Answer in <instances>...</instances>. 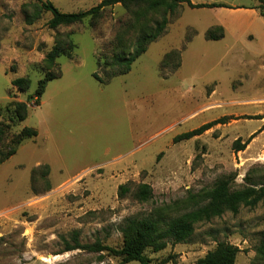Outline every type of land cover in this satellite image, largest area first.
Masks as SVG:
<instances>
[{"label":"rangeland","instance_id":"obj_1","mask_svg":"<svg viewBox=\"0 0 264 264\" xmlns=\"http://www.w3.org/2000/svg\"><path fill=\"white\" fill-rule=\"evenodd\" d=\"M45 1L77 13L102 0H0V105H28L27 119L11 126L8 139L25 127L38 132L0 164V264H124L107 251L67 249L76 240L119 248L130 219L177 216L203 203L223 177L233 178V189L264 183V2L191 0L226 7H178L131 71L101 85L93 77L97 62L133 52L140 24L117 4L99 19L50 29ZM164 15L150 12L144 28L153 30ZM219 26L223 39L207 40V30ZM68 41L72 58L48 65L47 53ZM174 50L182 62L173 72L177 60L161 64ZM58 71L38 104L29 98ZM20 77L31 82L25 92L12 86ZM224 117L231 118L173 142ZM253 135L245 150H234L236 140ZM126 183L149 184L153 198L119 197ZM220 241L241 250L237 264H264V202L201 223L188 242L146 255L150 264L169 257L166 264H196Z\"/></svg>","mask_w":264,"mask_h":264},{"label":"trees","instance_id":"obj_2","mask_svg":"<svg viewBox=\"0 0 264 264\" xmlns=\"http://www.w3.org/2000/svg\"><path fill=\"white\" fill-rule=\"evenodd\" d=\"M261 4L264 0H258ZM120 4L136 23H139L140 29L136 37V44L133 52L124 53L116 51L111 57H105L104 62H97L98 71L93 77L101 85H107L112 79L128 74L134 62L144 54L148 46L161 38L169 24L167 15H173L178 7L187 5L189 8H214L226 7L222 4H206L193 3L191 0H102L98 5L77 13H64L56 8L52 2L45 1L41 8L51 14L48 21L50 29H57L63 25H72L81 23L85 19H99L102 17L107 7ZM260 14L264 15V7H258ZM163 10L165 15L156 23L153 30L144 28L145 17L150 12ZM215 30H220L216 33ZM223 27H213L207 30L205 38L211 41L223 39ZM120 41V38H119ZM74 47L71 41L65 44L56 43L47 53L45 62L50 66H56V59L61 55H67L72 58V53L67 52ZM171 59L177 60L173 65L172 71H177L181 67L182 51L174 50L169 52L162 61V67H168ZM61 76V72H49L45 78L40 80L38 89L34 95L29 96L30 99L35 98L38 104L41 99L46 85ZM31 82L28 78L20 77L12 81V86L18 92H25L30 88ZM28 117V105L26 102L12 100L5 107L0 105V145H4L5 150H0V164L8 160L16 154L18 147L26 140L33 139L38 136V132L34 128L25 127L10 139L11 126L20 123ZM231 117H224L215 121L205 123L202 126L189 132L180 134L174 138V143L184 140H190L200 136L213 126L224 124ZM262 130V129H261ZM260 130V131H261ZM255 135L251 136L244 143L238 139L234 143V150L240 152L245 150ZM9 140L5 144L6 140ZM233 178L223 177L219 179L213 187L203 196V203L187 210L177 216L168 219H156L147 217L143 219H130L128 223L122 227L123 243L119 248H112L100 244L81 245L77 240L76 244L69 246L67 250L87 249L93 252L107 251L111 256L121 258V262L126 264L129 262H138L140 264H150V259L146 255L147 250L160 252L164 250L168 244H180L188 242L194 235L196 226L209 222L214 218L221 217L227 212L238 214L242 207L255 208L259 203L264 202V183L260 185H251L239 189H233L231 186ZM129 193L133 194L136 199L141 202H148L153 198V190L149 184L141 183L135 188L130 184H122L119 186L118 196L125 197ZM240 249L227 241H220L216 247L209 251L204 257L199 258L196 264H237V256ZM172 258H166L162 264L169 263Z\"/></svg>","mask_w":264,"mask_h":264},{"label":"crops","instance_id":"obj_3","mask_svg":"<svg viewBox=\"0 0 264 264\" xmlns=\"http://www.w3.org/2000/svg\"><path fill=\"white\" fill-rule=\"evenodd\" d=\"M224 26H225V28H227L226 25H224ZM227 29H228V28H227Z\"/></svg>","mask_w":264,"mask_h":264}]
</instances>
